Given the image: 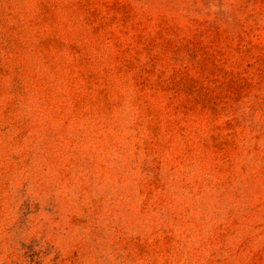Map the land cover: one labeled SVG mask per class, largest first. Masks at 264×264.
<instances>
[{
  "label": "rangeland",
  "instance_id": "1",
  "mask_svg": "<svg viewBox=\"0 0 264 264\" xmlns=\"http://www.w3.org/2000/svg\"><path fill=\"white\" fill-rule=\"evenodd\" d=\"M0 264H264V0H0Z\"/></svg>",
  "mask_w": 264,
  "mask_h": 264
}]
</instances>
